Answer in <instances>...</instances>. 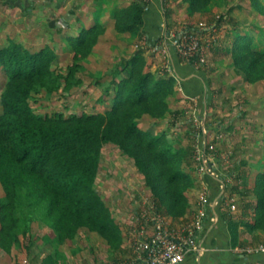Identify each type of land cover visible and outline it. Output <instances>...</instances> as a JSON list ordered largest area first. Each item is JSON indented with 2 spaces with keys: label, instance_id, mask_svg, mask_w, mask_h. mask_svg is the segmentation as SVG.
<instances>
[{
  "label": "rangeland",
  "instance_id": "374dc122",
  "mask_svg": "<svg viewBox=\"0 0 264 264\" xmlns=\"http://www.w3.org/2000/svg\"><path fill=\"white\" fill-rule=\"evenodd\" d=\"M132 1L0 0V48L12 41L33 52L48 47L56 55L53 67L67 72L75 52L70 37L77 36L82 26L99 24L102 30L97 42L80 61L77 76L82 83L70 91L39 93L32 104L42 114L105 111L112 105V98L105 95L110 74L136 53L143 54L154 74L172 76L174 91L168 96L165 113H146L139 124L151 135L165 133L177 146L194 149L193 169L183 165L195 183L188 192V217L158 212L154 193L135 160L110 143L103 150L96 188L112 211L120 237L111 233L106 237L87 226L71 234L57 226L55 216L33 217L27 224L19 219L13 225L14 235H8L11 219L2 207L6 192L0 182V264H135V244L154 232L159 216L174 231L195 222L196 214L203 211L202 197L207 195L205 173L222 181L224 208L229 214L240 219L244 203L257 204L252 190L262 187L258 174L264 172V70L262 60L250 52L264 49V0H164L171 15L160 22L161 36H166L157 42L117 30L116 12ZM147 1L155 3L162 20L163 0ZM223 14H230L239 22L240 31L254 36L250 46L230 54L216 51L227 45L235 25L219 21ZM185 32L184 58L187 62L196 56L199 76L191 77L196 78L200 96L181 86L170 61L171 43ZM193 41L199 44L196 50L190 49ZM5 80L0 65V92ZM251 212L255 214V207Z\"/></svg>",
  "mask_w": 264,
  "mask_h": 264
},
{
  "label": "trees",
  "instance_id": "16d2710c",
  "mask_svg": "<svg viewBox=\"0 0 264 264\" xmlns=\"http://www.w3.org/2000/svg\"><path fill=\"white\" fill-rule=\"evenodd\" d=\"M154 4L133 0L117 11V30L142 37L149 35L148 40L153 42L165 37V33L161 36L162 29L159 31L160 22L168 20L171 13L163 0L164 18L161 20ZM149 16L156 24L152 30L147 23ZM219 21L235 25L232 35L228 34L227 45L217 47V52L234 53L254 41L249 31L239 30V22L230 14H223ZM101 30L99 24L82 26L77 36L70 37L75 52L67 72L53 67L56 55L48 47L33 52L12 41L0 48V65L6 74L0 92V182L6 192L2 207L11 219L8 235H14L13 225L19 219L27 224L33 217L55 216L57 226L71 234L87 226L103 236L109 237L111 233L120 237L112 211L96 188L103 150L110 143L135 160L154 193L158 212L175 217L188 211V192L195 183L183 165L193 169L194 149L177 146L165 133L151 135L139 124L146 113L154 116L165 113L168 96L174 91V78L154 74L143 54L136 53L124 60L110 74L112 80L105 88V95L112 98V105L105 111L42 114L32 104L41 92L70 91L82 83L77 76L81 58L93 48ZM172 48L179 59L185 61L176 46ZM250 53L262 60L264 70V49ZM195 58L188 59V67L181 70L183 76L196 70ZM187 81L184 89L200 96L196 78ZM192 135L196 136L189 133ZM258 181L262 187L252 190L257 204L246 202L243 205L241 217L248 218L245 223L234 220L233 215L223 210L228 216L234 246L247 245L240 230L243 223L250 229H264V172L258 174ZM254 207L255 214H252ZM256 253L262 255L264 251Z\"/></svg>",
  "mask_w": 264,
  "mask_h": 264
},
{
  "label": "crops",
  "instance_id": "0c3cea01",
  "mask_svg": "<svg viewBox=\"0 0 264 264\" xmlns=\"http://www.w3.org/2000/svg\"><path fill=\"white\" fill-rule=\"evenodd\" d=\"M147 23L151 30L156 27L151 16L148 17ZM147 38H149V35H147ZM170 61L175 76L182 87L184 82H188V79L193 78L191 76L196 78L199 76L196 70H193L189 76L182 75L181 70L188 67V64L179 59L172 47L170 49ZM203 182L208 189L206 193L208 203L203 205L205 214L201 217V225L196 233L199 249L189 253L181 264H264V254L260 255V253L247 251V248H256L258 244L264 243L262 228L250 229L241 225L242 239L246 241L247 245L246 247L234 246L227 222L228 216L223 214L225 203L223 200L226 201V199L222 194L224 191L221 188L222 181L211 174L205 173ZM196 215L200 216V214ZM197 216H195L196 219ZM185 217H188V214ZM239 217L234 216V220H245L242 217L238 219ZM183 222L185 220H182Z\"/></svg>",
  "mask_w": 264,
  "mask_h": 264
},
{
  "label": "built area",
  "instance_id": "2783aa9c",
  "mask_svg": "<svg viewBox=\"0 0 264 264\" xmlns=\"http://www.w3.org/2000/svg\"><path fill=\"white\" fill-rule=\"evenodd\" d=\"M187 35L188 33L185 32V34H182L183 37L176 36L173 42V45L176 46L177 51L183 57L187 54L185 51ZM191 37L194 39L193 36ZM198 45V42L193 41L190 49L196 50ZM202 199L203 205L208 203L207 195H204ZM235 208L236 205L232 204V209ZM204 214L205 210L203 208L194 223L188 224L178 231L171 229L169 224L159 216V219H155L154 232L149 236L140 238L136 242L135 252L138 254L137 260H141V263L136 261L135 264H181L189 253L199 249L196 233L201 225V217ZM247 251H264V244L255 249L247 248Z\"/></svg>",
  "mask_w": 264,
  "mask_h": 264
}]
</instances>
